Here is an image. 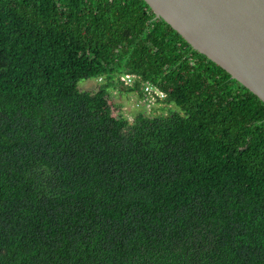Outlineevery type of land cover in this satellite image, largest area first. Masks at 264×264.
Returning a JSON list of instances; mask_svg holds the SVG:
<instances>
[{"label":"trees","instance_id":"obj_1","mask_svg":"<svg viewBox=\"0 0 264 264\" xmlns=\"http://www.w3.org/2000/svg\"><path fill=\"white\" fill-rule=\"evenodd\" d=\"M0 264H264V102L144 0H0Z\"/></svg>","mask_w":264,"mask_h":264},{"label":"water","instance_id":"obj_2","mask_svg":"<svg viewBox=\"0 0 264 264\" xmlns=\"http://www.w3.org/2000/svg\"><path fill=\"white\" fill-rule=\"evenodd\" d=\"M197 52L264 102V0H144Z\"/></svg>","mask_w":264,"mask_h":264},{"label":"rangeland","instance_id":"obj_3","mask_svg":"<svg viewBox=\"0 0 264 264\" xmlns=\"http://www.w3.org/2000/svg\"><path fill=\"white\" fill-rule=\"evenodd\" d=\"M79 88L82 91H95L100 85L99 79H91V80H83L79 82ZM120 91L112 92L111 101H113L112 105L117 106L114 108L116 116H124L129 120H134L139 114L151 112L155 113V115L161 113L162 104H158L156 102H139L137 95L122 93L119 94Z\"/></svg>","mask_w":264,"mask_h":264},{"label":"built area","instance_id":"obj_4","mask_svg":"<svg viewBox=\"0 0 264 264\" xmlns=\"http://www.w3.org/2000/svg\"><path fill=\"white\" fill-rule=\"evenodd\" d=\"M123 79H124V80H126L127 82H131V80H132V77H129V76H128V77H126V78H123ZM161 95H162V94H161ZM163 96H164V95H163ZM163 96H162V97H163Z\"/></svg>","mask_w":264,"mask_h":264}]
</instances>
